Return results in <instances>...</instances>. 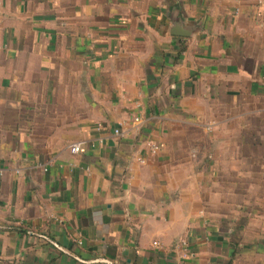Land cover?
Masks as SVG:
<instances>
[{"label":"crops","instance_id":"obj_1","mask_svg":"<svg viewBox=\"0 0 264 264\" xmlns=\"http://www.w3.org/2000/svg\"><path fill=\"white\" fill-rule=\"evenodd\" d=\"M0 264H264V0H0Z\"/></svg>","mask_w":264,"mask_h":264},{"label":"built area","instance_id":"obj_2","mask_svg":"<svg viewBox=\"0 0 264 264\" xmlns=\"http://www.w3.org/2000/svg\"><path fill=\"white\" fill-rule=\"evenodd\" d=\"M140 120H141V118H140L139 115L135 116V118H134V121H135V122H140ZM115 133H116V134H120V133H121V128H120V127L115 128ZM149 146H150L152 152H156V151L159 149V145L156 144V143H154V142H150ZM71 151H72L73 153H78V152H80V151H81V143H74V144H72V145H71ZM183 243H186V241L183 240ZM154 244H155L156 246L160 245L159 242H157V241L154 242Z\"/></svg>","mask_w":264,"mask_h":264},{"label":"water","instance_id":"obj_3","mask_svg":"<svg viewBox=\"0 0 264 264\" xmlns=\"http://www.w3.org/2000/svg\"><path fill=\"white\" fill-rule=\"evenodd\" d=\"M176 27H177V26H176ZM177 30H178V31H177ZM177 30H176L175 34L183 35L184 32L179 31V29H177Z\"/></svg>","mask_w":264,"mask_h":264}]
</instances>
